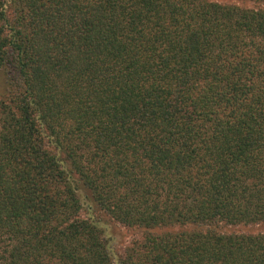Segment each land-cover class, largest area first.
Wrapping results in <instances>:
<instances>
[{
    "label": "trees",
    "instance_id": "1",
    "mask_svg": "<svg viewBox=\"0 0 264 264\" xmlns=\"http://www.w3.org/2000/svg\"><path fill=\"white\" fill-rule=\"evenodd\" d=\"M0 264H264V0H0Z\"/></svg>",
    "mask_w": 264,
    "mask_h": 264
},
{
    "label": "rangeland",
    "instance_id": "2",
    "mask_svg": "<svg viewBox=\"0 0 264 264\" xmlns=\"http://www.w3.org/2000/svg\"><path fill=\"white\" fill-rule=\"evenodd\" d=\"M218 1L227 2V1H231V0H218ZM127 240H129V239H127Z\"/></svg>",
    "mask_w": 264,
    "mask_h": 264
}]
</instances>
